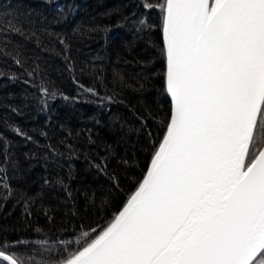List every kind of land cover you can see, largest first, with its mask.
<instances>
[{"label":"trees","instance_id":"16d2710c","mask_svg":"<svg viewBox=\"0 0 264 264\" xmlns=\"http://www.w3.org/2000/svg\"><path fill=\"white\" fill-rule=\"evenodd\" d=\"M145 2L0 0V241L18 253L78 250L143 180L170 114Z\"/></svg>","mask_w":264,"mask_h":264},{"label":"snow or ice","instance_id":"6c2138e0","mask_svg":"<svg viewBox=\"0 0 264 264\" xmlns=\"http://www.w3.org/2000/svg\"><path fill=\"white\" fill-rule=\"evenodd\" d=\"M143 6L162 14L170 99L146 175L78 250L37 261L0 241V264H264V0Z\"/></svg>","mask_w":264,"mask_h":264},{"label":"water","instance_id":"95a60500","mask_svg":"<svg viewBox=\"0 0 264 264\" xmlns=\"http://www.w3.org/2000/svg\"><path fill=\"white\" fill-rule=\"evenodd\" d=\"M150 165V164H149ZM147 173V172H146ZM146 175V174H145ZM122 210V209H121Z\"/></svg>","mask_w":264,"mask_h":264}]
</instances>
